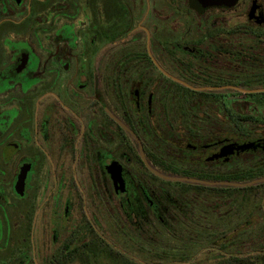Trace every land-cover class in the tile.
<instances>
[{
	"label": "flooded vegetation",
	"instance_id": "af4514ba",
	"mask_svg": "<svg viewBox=\"0 0 264 264\" xmlns=\"http://www.w3.org/2000/svg\"><path fill=\"white\" fill-rule=\"evenodd\" d=\"M0 264H264V0H0Z\"/></svg>",
	"mask_w": 264,
	"mask_h": 264
},
{
	"label": "water",
	"instance_id": "95a60500",
	"mask_svg": "<svg viewBox=\"0 0 264 264\" xmlns=\"http://www.w3.org/2000/svg\"><path fill=\"white\" fill-rule=\"evenodd\" d=\"M238 0H207V3L210 6H214V7H232L237 3ZM263 181H255V182H251L248 183L246 185H242V186H246V187H251L254 186L258 183H261ZM235 186V185H233Z\"/></svg>",
	"mask_w": 264,
	"mask_h": 264
},
{
	"label": "trees",
	"instance_id": "16d2710c",
	"mask_svg": "<svg viewBox=\"0 0 264 264\" xmlns=\"http://www.w3.org/2000/svg\"><path fill=\"white\" fill-rule=\"evenodd\" d=\"M249 189H251V188H249Z\"/></svg>",
	"mask_w": 264,
	"mask_h": 264
},
{
	"label": "rangeland",
	"instance_id": "374dc122",
	"mask_svg": "<svg viewBox=\"0 0 264 264\" xmlns=\"http://www.w3.org/2000/svg\"><path fill=\"white\" fill-rule=\"evenodd\" d=\"M131 255V254H130Z\"/></svg>",
	"mask_w": 264,
	"mask_h": 264
}]
</instances>
